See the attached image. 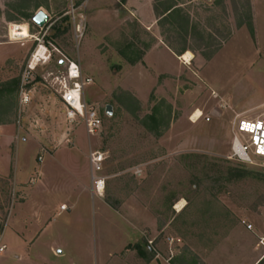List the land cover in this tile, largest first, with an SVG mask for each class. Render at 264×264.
Listing matches in <instances>:
<instances>
[{"label": "rangeland", "instance_id": "rangeland-1", "mask_svg": "<svg viewBox=\"0 0 264 264\" xmlns=\"http://www.w3.org/2000/svg\"><path fill=\"white\" fill-rule=\"evenodd\" d=\"M127 3L0 0V124L18 133L22 115L21 127L42 137L65 132L61 140L50 138V145L75 149L76 160L66 165L80 178L87 148L104 152L101 198L111 214H103L99 194L88 199L86 239L92 250L95 240L119 246L124 238L123 221L112 209L140 234L132 246L137 253L150 239L161 262L256 264L264 256V163L236 162L229 149L236 118L264 112V0H153L159 10L180 7L189 20L187 34L169 20L144 28ZM40 9L48 15L42 26L32 21ZM11 23L26 24L28 37L11 39ZM36 38L53 49L51 60L36 67V78L58 70L61 55L77 58L92 77L85 97L102 115L97 134L88 137L81 124L64 119L52 88L37 87L33 101L19 107V80ZM157 39L188 48L192 57L186 63L182 54L153 51L129 64L119 54H146ZM154 63L170 69L166 73ZM196 110L203 117L193 122ZM58 169L47 159L42 177H34L42 186H68L72 177ZM12 197L9 182L0 179V225Z\"/></svg>", "mask_w": 264, "mask_h": 264}, {"label": "crops", "instance_id": "crops-1", "mask_svg": "<svg viewBox=\"0 0 264 264\" xmlns=\"http://www.w3.org/2000/svg\"><path fill=\"white\" fill-rule=\"evenodd\" d=\"M127 4L144 28L157 23L153 0H128ZM153 51L159 55L176 57L161 39L148 48L143 55L144 60ZM156 66L163 67L166 73L170 69L159 64ZM24 117L22 123L26 121ZM26 128L21 127L17 133L10 124H0V179L9 182L13 194L0 225V244L5 245V249L0 252V264H172L149 258L143 243H140L137 253L132 246L141 238L140 234L134 231L132 223L112 209L123 221L125 228L119 226L124 238L119 246L95 240L92 250L90 240L86 239L89 233V211L86 208L88 199L96 193L88 163L90 150L87 148L83 153L84 178H80L66 165L68 161L76 160L75 149L66 145H50V138L61 140L65 132L42 137ZM47 159L51 167L67 171L72 177L68 186L54 189L52 184L44 183L42 186V181L35 179V174L37 178L42 177L41 164ZM58 193L62 195L61 198L55 196ZM98 197L103 214H111L101 193ZM63 204L67 209H60ZM79 206L81 209L74 211ZM78 214L81 216L80 223L74 225L71 220ZM96 232L98 234L95 223Z\"/></svg>", "mask_w": 264, "mask_h": 264}, {"label": "built area", "instance_id": "built-area-1", "mask_svg": "<svg viewBox=\"0 0 264 264\" xmlns=\"http://www.w3.org/2000/svg\"><path fill=\"white\" fill-rule=\"evenodd\" d=\"M76 32L77 37H80L81 32ZM36 39L38 43L29 55L19 80V107L22 109L33 101L37 87L46 90L52 88L51 93L59 103L64 119L69 123L81 124L88 137L97 134L103 125L102 115L98 106L85 97L86 88L93 81L92 77L83 73L77 58L61 55L56 60L58 70L46 72L45 75L36 78L34 76L36 67L49 62L53 54V49L46 45L42 39ZM193 115L194 113L191 118ZM23 117L22 115L18 116V129L21 128ZM201 117H203L202 112L195 120ZM204 119L207 121L209 117L205 116ZM229 158L240 163H250L253 159L259 158L264 163V112L255 118L245 116L236 118L230 140ZM104 160V152L100 150L89 151L90 177L97 194L101 193L105 187V177L101 175ZM60 209L65 210L67 207L63 204ZM246 228L250 229L251 224L246 225ZM146 241L152 251L153 241L150 239ZM4 249L5 245L0 244V252Z\"/></svg>", "mask_w": 264, "mask_h": 264}, {"label": "trees", "instance_id": "trees-1", "mask_svg": "<svg viewBox=\"0 0 264 264\" xmlns=\"http://www.w3.org/2000/svg\"><path fill=\"white\" fill-rule=\"evenodd\" d=\"M125 1V0H123ZM123 3V2H122ZM154 12L156 14V17L158 19L157 23L158 25H161L162 21H166L171 22V24L174 25H178V27H180V29H182L185 34L188 33L189 31V20L188 17H185L183 15H180L181 9L180 7H177L175 4H165L164 6H162V9L159 10V8L157 7L156 4H154ZM26 18H30V16L25 14ZM33 17V16H32ZM19 24V23H16ZM152 44H149L146 46V49H148ZM168 47L175 53V54H183L184 51L186 52V50L188 48L186 47H181V48H177L173 45L167 44ZM132 44L130 45H125V48H131ZM145 53V50L143 49L142 52H139L137 55H127L126 50H120L119 54L125 59V61L129 64H135L138 61H141L143 58V55ZM145 249L147 250V252L149 253V258L153 257L152 251L149 248V246L143 242ZM264 263V257L259 260L257 262V264H263ZM172 264H185V263H180L179 261H172Z\"/></svg>", "mask_w": 264, "mask_h": 264}, {"label": "bare ground", "instance_id": "bare-ground-1", "mask_svg": "<svg viewBox=\"0 0 264 264\" xmlns=\"http://www.w3.org/2000/svg\"><path fill=\"white\" fill-rule=\"evenodd\" d=\"M76 31H80L81 32V27H78ZM9 35L10 38L13 40H18V39H22L25 37H28V29H27V25L24 23H11L9 26ZM192 57V54L189 51L184 52L179 58L182 61H185L186 63H188V61L190 60V58ZM200 111L196 110L193 117L191 118V121L195 122L196 118L200 116ZM179 203L178 205H176V207H180Z\"/></svg>", "mask_w": 264, "mask_h": 264}, {"label": "water", "instance_id": "water-1", "mask_svg": "<svg viewBox=\"0 0 264 264\" xmlns=\"http://www.w3.org/2000/svg\"><path fill=\"white\" fill-rule=\"evenodd\" d=\"M48 20V15L43 10H38L32 17V21L38 25L42 26L46 21ZM60 64H62V61H60ZM105 113L110 116L112 114V109L110 105H106L105 107Z\"/></svg>", "mask_w": 264, "mask_h": 264}]
</instances>
